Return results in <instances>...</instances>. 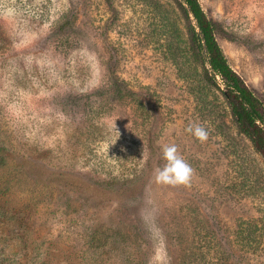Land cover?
<instances>
[{"label": "rangeland", "instance_id": "rangeland-1", "mask_svg": "<svg viewBox=\"0 0 264 264\" xmlns=\"http://www.w3.org/2000/svg\"><path fill=\"white\" fill-rule=\"evenodd\" d=\"M198 2L264 103V0ZM193 28L179 0H0V264H264V160ZM165 144L187 185L156 183Z\"/></svg>", "mask_w": 264, "mask_h": 264}, {"label": "trees", "instance_id": "trees-1", "mask_svg": "<svg viewBox=\"0 0 264 264\" xmlns=\"http://www.w3.org/2000/svg\"><path fill=\"white\" fill-rule=\"evenodd\" d=\"M184 15L195 23L190 35V41L195 53L202 55L207 65L205 70L207 80L216 86L221 82L222 94L226 100L232 118L239 132L249 140L254 150L264 160V103L244 84L242 79L229 66L215 38L213 23L204 14L198 0H179ZM2 165L6 159L0 155ZM9 188L0 186V194ZM3 205L0 202V217ZM16 223L21 222L19 216H14ZM5 220L13 219L7 215ZM22 224V222H21Z\"/></svg>", "mask_w": 264, "mask_h": 264}, {"label": "clouds", "instance_id": "clouds-1", "mask_svg": "<svg viewBox=\"0 0 264 264\" xmlns=\"http://www.w3.org/2000/svg\"><path fill=\"white\" fill-rule=\"evenodd\" d=\"M186 131L192 133L201 142L207 140L208 138L206 129L200 125L190 126L188 129H186ZM162 156L166 163L162 168H157L155 170L156 183L173 186L187 185L192 177L193 169L178 154L177 147L174 144L163 145Z\"/></svg>", "mask_w": 264, "mask_h": 264}]
</instances>
